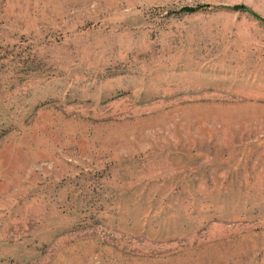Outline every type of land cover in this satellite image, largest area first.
Instances as JSON below:
<instances>
[{"label":"rangeland","instance_id":"374dc122","mask_svg":"<svg viewBox=\"0 0 264 264\" xmlns=\"http://www.w3.org/2000/svg\"><path fill=\"white\" fill-rule=\"evenodd\" d=\"M0 264H264V0H0Z\"/></svg>","mask_w":264,"mask_h":264},{"label":"trees","instance_id":"16d2710c","mask_svg":"<svg viewBox=\"0 0 264 264\" xmlns=\"http://www.w3.org/2000/svg\"><path fill=\"white\" fill-rule=\"evenodd\" d=\"M236 8H239V9L242 8V9L249 10L248 8H246L245 6H242V5L241 6H237ZM195 10H196V8H193V7H184L183 8V11H188V12H192V11H195ZM249 11L252 12L251 10H249Z\"/></svg>","mask_w":264,"mask_h":264}]
</instances>
